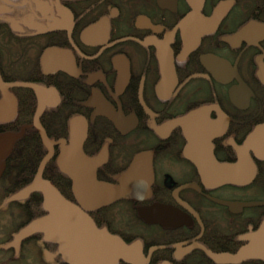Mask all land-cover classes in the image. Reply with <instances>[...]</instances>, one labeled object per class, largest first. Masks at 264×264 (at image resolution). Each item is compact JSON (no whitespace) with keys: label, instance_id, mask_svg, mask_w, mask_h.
<instances>
[{"label":"flooded vegetation","instance_id":"af4514ba","mask_svg":"<svg viewBox=\"0 0 264 264\" xmlns=\"http://www.w3.org/2000/svg\"><path fill=\"white\" fill-rule=\"evenodd\" d=\"M0 79L53 89H8L5 131H23L9 155L22 138L52 149L44 177L134 247L112 264H264V0H0ZM74 138L99 182L118 185L139 157L136 196L77 199L56 164ZM204 156L233 181L205 177Z\"/></svg>","mask_w":264,"mask_h":264},{"label":"water","instance_id":"95a60500","mask_svg":"<svg viewBox=\"0 0 264 264\" xmlns=\"http://www.w3.org/2000/svg\"><path fill=\"white\" fill-rule=\"evenodd\" d=\"M198 11L197 9V14ZM220 13V11H217L212 20L218 18ZM212 20H209V24H212ZM207 22L201 21L199 23L206 24ZM15 86L34 88L42 93L50 91L51 94L53 92V89L47 90L33 84L4 83L0 79V124L9 123L16 116V99L8 91L10 87ZM43 107L44 104L40 99L33 123L39 130L43 144L46 145L47 137L39 124V115L43 111ZM22 133L23 131L17 133L9 132L0 137V146L5 143V140L8 141L3 155L0 156V160L10 154L14 142L22 136ZM51 154L52 149L49 148L38 166L32 183L6 200V202L20 200L26 198L30 193L39 192L42 196V209L47 214L31 220L3 248H12L17 253L24 239L35 233H42L46 241L58 244L59 252L63 254L64 259L70 264H112L118 258H123L130 263L133 262L132 258H136L133 253V246L123 244L118 238L98 230L86 213L61 195L51 181L43 178V170ZM198 158L199 160L196 164L205 173L210 174L209 179L211 181L214 180L216 183L233 181L223 178L222 166H215L213 169L212 163L206 162L205 156ZM92 160L87 159L82 153L81 143L76 141L75 138L68 146L62 148L61 153L57 157V167L70 178L72 192L77 199H83L90 205L99 206L110 203L119 197L134 198L136 196L135 190L142 188L144 181L138 178V173L141 170L138 165L139 157H136L129 169L119 177L118 185L97 181L94 172L88 170V167L84 165ZM208 169H211V171L207 172ZM216 170H218L217 174ZM246 255L251 254L242 250L238 256L243 258Z\"/></svg>","mask_w":264,"mask_h":264},{"label":"rangeland","instance_id":"374dc122","mask_svg":"<svg viewBox=\"0 0 264 264\" xmlns=\"http://www.w3.org/2000/svg\"><path fill=\"white\" fill-rule=\"evenodd\" d=\"M0 98H1V94H0ZM8 124L9 123L3 124L1 125V127H5ZM5 130H12V129H7V128L2 129L0 131V137L4 134L9 133V131H5ZM17 132L19 131H16L15 133ZM10 157L11 155L0 160V264H58V259L56 256L60 254L58 244L54 242L46 241L42 233H35L27 237L26 239H24L23 240L24 244L22 245L23 242L21 243L22 247L20 245L21 248L19 247V250L17 253L13 252L10 249L3 248V246L7 243L8 240L10 241L13 239V236L17 233L16 232L17 230L19 231L20 229H22L31 220L47 214L45 210L42 209V197H41L40 207L43 213L40 216L34 217L30 220H27L25 218V216L21 212L22 211L21 209L27 203H33V200H29L23 206H20L18 204L17 205L13 204V203H17V200H13L9 203L6 202V199L14 195L12 194L6 197V192L8 191L9 186L12 185L15 188V190L18 188V186L14 185L13 176L10 170L4 173V168H5L4 161L7 162ZM42 159L43 157L39 161V164L42 161ZM11 160H14V159H11ZM38 166H37V169H38ZM31 183L32 182L30 181L24 186H21L20 191H22L26 186H28ZM20 191L19 190L16 191L15 194L19 193ZM7 193H10V192H7ZM61 195L64 196L63 193H61ZM43 243H46L47 246H44ZM64 261L67 262L66 260Z\"/></svg>","mask_w":264,"mask_h":264},{"label":"trees","instance_id":"16d2710c","mask_svg":"<svg viewBox=\"0 0 264 264\" xmlns=\"http://www.w3.org/2000/svg\"><path fill=\"white\" fill-rule=\"evenodd\" d=\"M17 120H19V117ZM14 126H16L15 122L10 123L5 127H0V131L2 130L1 128L14 129ZM34 139L37 140V143L35 144L36 146H30L28 144L25 145L23 141L24 138L20 139L4 168V173L10 170L13 176V182L15 183V186H18V188H21V186L32 181L39 161L44 156V152L42 151L38 138ZM44 176H46L45 173ZM14 190L15 188L13 187L12 189H9L8 192H13ZM6 194L8 195L9 193ZM29 200H33V203L26 202L27 204L23 203L20 205L23 206L26 204L21 209V212L27 220L40 216L43 213L40 207L41 196L38 193L32 194Z\"/></svg>","mask_w":264,"mask_h":264},{"label":"bare ground","instance_id":"6f19581e","mask_svg":"<svg viewBox=\"0 0 264 264\" xmlns=\"http://www.w3.org/2000/svg\"><path fill=\"white\" fill-rule=\"evenodd\" d=\"M44 89H46V88H44ZM47 90H52L51 88L50 89H47ZM41 92V91H40ZM11 93V92H10ZM12 94V93H11ZM42 94H44V95H46V96H48L49 94H50V91L49 92H47V93H42L41 92V95ZM193 137V136H192ZM194 140V139H193ZM204 141L202 138H196L194 141L196 142V141ZM199 141L197 142V144H199ZM5 142L6 143H8V141L7 140H5ZM195 145H196V143H195ZM196 149L197 150H202V147H200V146H197L196 147ZM87 159H91V158H89V157H87ZM84 165H86L87 167H88V170H91V171H93L94 172V175H95V170H96V167L98 166V161L96 160V159H93L91 162H89V163H87V164H84ZM138 165H139V167H142V166H144V165H146L145 163H143V162H140V161H138ZM202 171V173H203V175L206 177V175H205V171L204 170H201ZM69 178V177H68ZM70 179V178H69ZM32 181H33V179H32ZM71 181V180H70ZM73 203V202H72ZM75 204V203H74ZM76 205V204H75ZM77 206V205H76ZM132 261L134 262L135 261V258H132ZM132 263V262H131Z\"/></svg>","mask_w":264,"mask_h":264}]
</instances>
